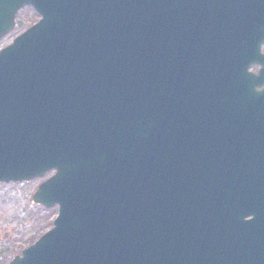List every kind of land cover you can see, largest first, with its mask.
<instances>
[{
	"label": "water",
	"instance_id": "water-1",
	"mask_svg": "<svg viewBox=\"0 0 264 264\" xmlns=\"http://www.w3.org/2000/svg\"><path fill=\"white\" fill-rule=\"evenodd\" d=\"M25 7L0 184L59 209L10 264H264V0H0V41Z\"/></svg>",
	"mask_w": 264,
	"mask_h": 264
},
{
	"label": "rangeland",
	"instance_id": "rangeland-1",
	"mask_svg": "<svg viewBox=\"0 0 264 264\" xmlns=\"http://www.w3.org/2000/svg\"><path fill=\"white\" fill-rule=\"evenodd\" d=\"M38 20L31 8L23 9L16 30L0 42V51ZM47 178L26 184H0V264H9L52 229L58 209L47 210L33 203L34 194Z\"/></svg>",
	"mask_w": 264,
	"mask_h": 264
}]
</instances>
